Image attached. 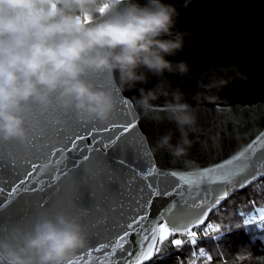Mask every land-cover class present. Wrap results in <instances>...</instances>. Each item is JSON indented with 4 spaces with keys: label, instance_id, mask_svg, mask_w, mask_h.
I'll list each match as a JSON object with an SVG mask.
<instances>
[{
    "label": "clouds",
    "instance_id": "obj_1",
    "mask_svg": "<svg viewBox=\"0 0 264 264\" xmlns=\"http://www.w3.org/2000/svg\"><path fill=\"white\" fill-rule=\"evenodd\" d=\"M178 15L164 0H0V142L28 141V105L56 107L80 123H105L116 106L118 87L121 94L136 89L133 104L141 118L175 126V142L168 131L154 149L174 160L185 157L197 117L188 94L165 73L195 78L191 98L197 103H215L228 83L246 77L231 65L209 67L197 78L186 61L167 59L189 35L175 29ZM152 77V87H138ZM53 166L43 161L40 171L48 173ZM193 180L198 182L195 169ZM85 244L75 217L63 211L38 214L13 239L0 237V264H66Z\"/></svg>",
    "mask_w": 264,
    "mask_h": 264
},
{
    "label": "water",
    "instance_id": "obj_2",
    "mask_svg": "<svg viewBox=\"0 0 264 264\" xmlns=\"http://www.w3.org/2000/svg\"><path fill=\"white\" fill-rule=\"evenodd\" d=\"M139 2L143 3L144 0ZM164 2L174 5L179 12L175 29L189 33L185 36L183 48L175 56L166 57L167 59L173 62L186 61L190 65V73L193 77L199 78V74L209 67L234 65L246 79L234 78L220 90V98L215 103H197L191 98L196 91L195 78L165 73L174 87L179 86L188 94L186 99L193 105L192 110L197 117L196 130L190 133L191 148L185 157L175 160L167 152L154 149L156 140L168 131L172 132L173 142H175L178 135L175 126L167 120L157 123L141 118L133 104L136 89L121 94L119 88H115L124 101L131 103L138 134L149 150L151 159L146 162L144 171L151 172L155 164L168 173V178L160 177L161 185L166 187L172 184L169 189V192L173 194L171 198L168 195L156 197V203L151 208L145 205V211L141 213L151 218L147 229L149 237H152V228L158 227L157 221L166 223L160 214L163 212L168 215V209L174 205H179L189 213V217L183 220L169 221V227L179 231L183 223H191V221L195 223L197 215L201 220L206 221L210 213L232 194L264 178V0H187L186 7L185 0H164ZM228 75L234 74L229 72ZM98 78L101 83H104L100 77ZM155 83L156 78L152 77L147 84L138 85V87L150 88ZM156 103H163V100ZM31 122L35 135L44 134V143H58L56 132L59 129H63L59 140L61 144L66 143L69 137L74 138L76 133L87 139L79 141L76 152L66 153L62 150L56 158L51 156L43 144H37V151L41 154L37 161L39 168L28 183L31 184L39 176L38 183L45 185L46 190L36 192L30 198L33 204L39 201L41 206L44 200L51 198L52 204L49 209L38 212L27 228L31 226L38 214L63 211L69 215L63 207V202L69 198L70 190L64 181H61L59 190L51 189L49 186L55 181L49 180V177L56 176L58 168L63 173L80 163V160L76 159L80 148H86L93 142L92 137L87 135L88 132H93L97 140H104L107 135H110L98 128L88 127L92 122H77L72 115L66 120L56 107L45 110L36 106ZM97 123L109 124V120L105 123ZM88 154L87 151L84 152V155ZM16 155L18 153L14 146L7 143L0 144V156H7L10 165L14 162L13 157ZM46 160L54 162V166L50 172L41 173V164ZM25 166L26 161L21 159L17 165L21 179L26 175ZM253 167L260 171H253ZM193 169L198 173V182L193 180ZM173 173H175L174 176ZM237 179L240 183L233 185V181ZM225 185L228 191L226 196ZM213 193H215V199L209 204L205 196L211 199ZM4 197L9 199L7 191ZM205 204L208 206L203 208V212L209 213L207 216L200 212ZM124 207L126 211L128 207L126 202ZM120 214L119 203H117L115 210L102 209L98 215H94L93 224L99 225L98 230L105 233L113 227L114 222L117 225L123 223L119 219ZM105 216H107L106 220ZM5 221H7V213ZM141 227L143 222L122 241L128 249L123 253V257L127 259H123L120 255L112 259L113 248H109L107 253L95 251V248L103 246V239L94 248L89 249L85 231L84 251L77 250L69 259L76 261L77 264L81 261L83 264H121V262L137 264L139 258V264H145L152 259L153 255L144 260L141 254L146 253L152 239L143 245L135 242L138 239L136 233ZM0 237L6 238L2 234ZM110 239L115 243L117 237L113 234ZM157 240L159 241L156 239V242ZM129 241L133 242L129 243Z\"/></svg>",
    "mask_w": 264,
    "mask_h": 264
},
{
    "label": "snow or ice",
    "instance_id": "obj_3",
    "mask_svg": "<svg viewBox=\"0 0 264 264\" xmlns=\"http://www.w3.org/2000/svg\"><path fill=\"white\" fill-rule=\"evenodd\" d=\"M103 11V9H101ZM97 86H103L98 77L94 78ZM116 96V108L113 110L109 119V124H99L93 121L88 127H95L99 130L110 133L104 140H97L93 132H88L87 135L92 137V144L86 148H80L79 155L76 159L80 160L70 171L57 169V175L49 177V180L55 181L49 187L59 190L61 181H64L71 194L67 200L63 202L65 211L75 217L82 225L83 230L87 233L89 249L99 244L103 239L104 244L100 248H95V251L107 253L109 248H113L112 259L116 255L123 257V253L128 251L127 246L122 243L138 225L143 222V227L136 233L137 241L141 245L147 244L149 239H152L151 245L146 253H142V259L146 260L151 257L156 248V239H159L161 244L168 240L173 235V229L169 227L171 220H183L189 217V213L179 205H174L168 209V215L163 212L160 214L166 223H159L158 227L152 228V237L148 236L147 229L149 228V216L141 215L145 211V205L151 208L156 203V197L168 195L172 197L169 189L172 184L166 187L161 185L160 177L168 178V173L158 168L155 164L152 166L151 172H145L144 167L146 162L151 159L149 150L145 147V141L138 134V126L134 123L136 117L132 109L131 103L124 101L119 93L114 89ZM35 105H28L24 113L25 129L29 139L25 143L18 141L0 142L14 146L18 155L14 156V162L10 165L7 156H0V234L8 239H13L16 236L17 230L23 231L27 229V225L32 218L38 213L43 212L52 204L51 198L44 200L43 206L37 201L35 204L31 201V195L45 189V185L39 184L40 177L37 180L28 183L29 179L36 174L39 168L38 160L40 153L37 151V144H43L53 158H56L63 150L66 153H74L79 147V141L86 140L87 137L75 134L74 138L69 137L66 143H59L60 133L63 129L56 132L58 143H44L45 136L43 133L35 135L32 128L31 118L35 111ZM57 110L67 120L71 114L57 108ZM110 125V126H109ZM87 131V129H84ZM251 147V145H250ZM87 151L89 154L84 155ZM143 153V155H142ZM26 161L24 178L21 179V173L17 170V165L20 160ZM59 163V161H57ZM29 168L31 170H29ZM253 171H260L253 167ZM173 176L175 173L172 174ZM240 183V180H234L233 185ZM7 191L9 199H5L4 193ZM227 185H225V196L227 195ZM152 197V199H149ZM199 199V197H197ZM205 199L210 204L215 199V193L211 199L206 195ZM125 202L128 207L125 211ZM117 203L120 209V221L123 223L117 225L115 222L113 227L105 233H101L99 225L93 224V216L98 215L102 209L108 211L115 210ZM200 209L203 215V208ZM138 209V211H137ZM7 213V221L5 214ZM246 214L242 212L244 217ZM107 216H105V220ZM131 220V223H129ZM205 221L197 215L195 223H183L178 231L181 236L187 235L191 242L195 243L197 232L194 230L203 225ZM264 225V209L259 210V216H248L244 219V224L254 223ZM209 227H212L209 225ZM123 233V235H121ZM143 233V235H141ZM158 233V236H157ZM117 237L115 243L110 239L113 236ZM133 241H129L132 243ZM174 245L185 243L183 239L174 238L171 241ZM83 252L84 248L78 249ZM201 255L204 254L200 250ZM107 259V257H106ZM127 259V257H123ZM209 261L211 257L209 256ZM66 264H77L76 261L68 259ZM80 264H83L81 261ZM123 264V262H121ZM139 264V258L137 261Z\"/></svg>",
    "mask_w": 264,
    "mask_h": 264
},
{
    "label": "trees",
    "instance_id": "obj_4",
    "mask_svg": "<svg viewBox=\"0 0 264 264\" xmlns=\"http://www.w3.org/2000/svg\"><path fill=\"white\" fill-rule=\"evenodd\" d=\"M259 208H264V178L235 192L212 211L207 219L212 227L206 226L207 230L196 236L194 244L190 238L173 231L167 241L156 243L159 250L145 264H264V225L243 222ZM242 212L246 214L244 217ZM220 224L223 228L218 230ZM174 238L185 243L174 245L171 243Z\"/></svg>",
    "mask_w": 264,
    "mask_h": 264
},
{
    "label": "bare ground",
    "instance_id": "obj_5",
    "mask_svg": "<svg viewBox=\"0 0 264 264\" xmlns=\"http://www.w3.org/2000/svg\"><path fill=\"white\" fill-rule=\"evenodd\" d=\"M217 208H218V207H217ZM213 211H214V210H213ZM210 214H211V213H210ZM248 216L258 217V215H256V214H250V215H247V217H248ZM208 217H209V216H208ZM247 217H246V218H247ZM207 219H208V218H207ZM208 225H209V224L207 223V220H206L205 223H204L203 225L197 227V228L194 229V230L197 232V235H198V234L201 233V230H202V232L205 231V230H207L205 227L208 226ZM173 231H174V230H173ZM185 237H186V238H190V237L187 236V235H185ZM157 241H158V240H157ZM156 243H157V242H156ZM153 254H154V253H153ZM152 259H153V256H152ZM152 259H151V260H152ZM151 260H150V261H151ZM150 261H149V262H150Z\"/></svg>",
    "mask_w": 264,
    "mask_h": 264
},
{
    "label": "rangeland",
    "instance_id": "obj_6",
    "mask_svg": "<svg viewBox=\"0 0 264 264\" xmlns=\"http://www.w3.org/2000/svg\"><path fill=\"white\" fill-rule=\"evenodd\" d=\"M260 209H264V208H259L258 210H260ZM254 214H256V215H258L259 216V211H257V213H254ZM258 218V217H257ZM243 222H244V220H243ZM258 223V222H257ZM217 228V226L215 227V229ZM223 228V225L222 224H220V225H218V230H221ZM220 232L221 231H219V233L218 234H220ZM264 238V237H263Z\"/></svg>",
    "mask_w": 264,
    "mask_h": 264
},
{
    "label": "built area",
    "instance_id": "obj_7",
    "mask_svg": "<svg viewBox=\"0 0 264 264\" xmlns=\"http://www.w3.org/2000/svg\"><path fill=\"white\" fill-rule=\"evenodd\" d=\"M201 232H202V230H201Z\"/></svg>",
    "mask_w": 264,
    "mask_h": 264
}]
</instances>
